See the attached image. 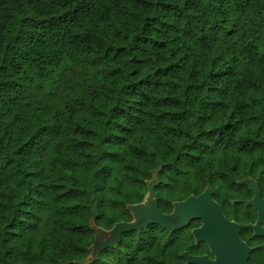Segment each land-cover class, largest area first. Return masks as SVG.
Returning <instances> with one entry per match:
<instances>
[{"label":"trees","instance_id":"trees-1","mask_svg":"<svg viewBox=\"0 0 264 264\" xmlns=\"http://www.w3.org/2000/svg\"><path fill=\"white\" fill-rule=\"evenodd\" d=\"M264 183V0H0V264H178L189 229L102 242Z\"/></svg>","mask_w":264,"mask_h":264},{"label":"flooded vegetation","instance_id":"flooded-vegetation-1","mask_svg":"<svg viewBox=\"0 0 264 264\" xmlns=\"http://www.w3.org/2000/svg\"><path fill=\"white\" fill-rule=\"evenodd\" d=\"M243 184L250 195L231 200L229 204L224 206L213 198L214 191L211 189L212 200L220 206L225 219L239 227L234 230L211 232L212 244L210 245L195 240L192 231L200 228L202 222L192 220L185 226L188 227L193 223L189 229L192 245L190 250L181 252L182 261L178 264H186L183 257L184 253L195 257H206L209 264H264V183L250 179L244 181ZM255 189L259 195L258 207L246 204L254 198ZM233 237L236 238V242L233 241Z\"/></svg>","mask_w":264,"mask_h":264},{"label":"water","instance_id":"water-1","mask_svg":"<svg viewBox=\"0 0 264 264\" xmlns=\"http://www.w3.org/2000/svg\"><path fill=\"white\" fill-rule=\"evenodd\" d=\"M254 191V198L246 202V204L258 207L259 195L256 189ZM147 193L153 197L150 202L143 204V201L129 208L133 217L135 216L136 221L117 223L108 232L110 236L102 242V246L111 245L123 232L139 230L150 224H158L164 230L173 232L187 226L192 220H200L202 222L201 227L194 229L192 235L196 241H203L210 245L212 244L211 232L234 230L239 227L225 219L220 206L212 200V190L209 188L196 196L190 195L183 201L175 202L173 204V208L175 206V209H172V212L169 214L163 213L158 208V198L154 192L153 185L148 186ZM233 241H237L235 237H233ZM183 257L186 260V264H209L206 257H195L186 253L183 254Z\"/></svg>","mask_w":264,"mask_h":264},{"label":"rangeland","instance_id":"rangeland-1","mask_svg":"<svg viewBox=\"0 0 264 264\" xmlns=\"http://www.w3.org/2000/svg\"><path fill=\"white\" fill-rule=\"evenodd\" d=\"M152 184H150V186H151ZM153 199V197L149 194V193H147V195L145 196V199H144V202H143V204H145L146 202H150L151 200ZM173 209H175V206H174V208ZM136 221V218H135V216L133 217V222H135Z\"/></svg>","mask_w":264,"mask_h":264}]
</instances>
